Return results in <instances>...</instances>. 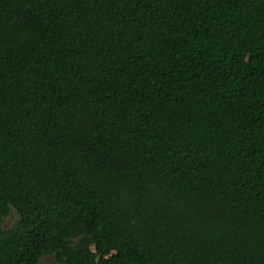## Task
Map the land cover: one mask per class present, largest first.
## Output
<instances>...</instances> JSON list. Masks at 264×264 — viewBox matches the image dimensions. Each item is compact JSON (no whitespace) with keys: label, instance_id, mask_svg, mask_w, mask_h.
I'll list each match as a JSON object with an SVG mask.
<instances>
[{"label":"trees","instance_id":"16d2710c","mask_svg":"<svg viewBox=\"0 0 264 264\" xmlns=\"http://www.w3.org/2000/svg\"><path fill=\"white\" fill-rule=\"evenodd\" d=\"M46 255L264 264V0H0V264Z\"/></svg>","mask_w":264,"mask_h":264},{"label":"rangeland","instance_id":"374dc122","mask_svg":"<svg viewBox=\"0 0 264 264\" xmlns=\"http://www.w3.org/2000/svg\"><path fill=\"white\" fill-rule=\"evenodd\" d=\"M15 221H16V215L13 212H11L9 217H7L4 220L3 226L5 228H10L11 226L14 225ZM38 264H54V257L50 255L43 256L39 260Z\"/></svg>","mask_w":264,"mask_h":264}]
</instances>
